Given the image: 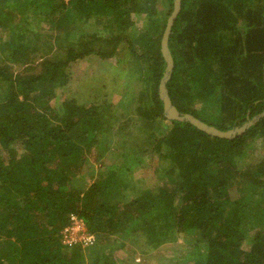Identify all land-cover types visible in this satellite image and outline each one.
<instances>
[{
	"label": "trees",
	"instance_id": "16d2710c",
	"mask_svg": "<svg viewBox=\"0 0 264 264\" xmlns=\"http://www.w3.org/2000/svg\"><path fill=\"white\" fill-rule=\"evenodd\" d=\"M173 11L174 0H0V264H117L113 251L125 242L153 252L183 233L194 241L169 264H264V154H252L264 138V0H181L167 38L172 104L222 131L253 119L231 138L163 114L161 41ZM34 21L56 32L41 41ZM45 46L38 74L11 70L9 62L31 69ZM57 48L65 54L47 56ZM91 54L132 70L117 104L102 91L118 76H106L86 85L100 96L72 97L58 111L50 98L68 81L63 68ZM110 150L116 159L157 154L161 183L137 188L105 163ZM71 214L92 239L64 252Z\"/></svg>",
	"mask_w": 264,
	"mask_h": 264
},
{
	"label": "rangeland",
	"instance_id": "374dc122",
	"mask_svg": "<svg viewBox=\"0 0 264 264\" xmlns=\"http://www.w3.org/2000/svg\"><path fill=\"white\" fill-rule=\"evenodd\" d=\"M34 23L38 29H42V31L44 32L41 35V38H42L41 41L47 37L45 32L50 33V34H54L56 32L55 30H53V28L49 27L48 22L34 21ZM97 24L99 25V23H95L91 27L94 30L97 27L96 34L98 35V38L99 37L107 38L110 29L109 30L105 29V27L103 26L98 29ZM142 25H143V19H141L138 22L137 27H141ZM83 28H84V24L82 23L81 19H78L76 21V24L72 25L71 27L73 36H75V34L76 36L77 34L80 36L84 35ZM91 31L93 30L91 29ZM76 36L74 37L76 39L75 41L78 40ZM60 37L62 38V34H60ZM97 44L95 46H97ZM47 49L48 47L45 46V48L42 51H39L37 52V54L32 55L33 61L30 62V65L33 67L31 69H27L26 66L21 63L9 62V64L11 65V70L15 74L17 73H20L22 75L38 74L44 68L42 64L44 56L42 54H45ZM56 50L58 52L54 51V49L51 51H48L47 56L52 57L55 55L59 57L65 54L61 48H57ZM66 59L67 57H65V60ZM116 59H117L116 57H112L111 59L102 60L99 57L95 56L94 54H91L84 58L82 57V58H77L75 60L69 61L66 64V66L63 68V71L64 72L66 71L65 73L68 76L67 77L68 81L65 83L64 86L61 85L55 88L54 90L55 96L50 98V101L52 103L54 102L53 105L58 109V111L61 110L60 106L62 102L72 97H77V100L79 103H84L92 95H95L98 93L100 96V90H101V87H100L97 89V91L92 92L88 90L86 85L88 84L91 85V82H93L95 79H98L100 81V80H103L107 76L105 80H108L111 78L114 79L115 76H118L117 83L112 82V84L115 83L114 85L108 84V88H105V90L102 91V94L106 95L105 97L106 101H110V102L112 101V103H114L113 105L117 104L119 100L118 98L121 97L120 89L123 86L124 88H126L125 85H127V77L133 72L132 70H130V74H129V70L127 68L125 69V71H121L120 69L115 71L114 67L118 65L116 64ZM101 99H103V96H101ZM132 107H135V105H132ZM113 108H114V112L122 111L117 106H114ZM136 115L134 116V118H137L139 114H136ZM249 121L250 123H252L253 119L248 120L246 123H244V125L247 124ZM136 125H137V122H135L133 119V122H131V126L129 129L135 130ZM263 139H264L263 137H260L253 144L254 151L252 152V154L254 155L253 157L255 160L261 159L264 154V140ZM125 140L126 138L124 139L122 143L126 142ZM113 144L114 143H112L111 145ZM108 152L110 155L106 156L107 160L105 163L108 166L110 165L111 167L116 165V167L118 168L120 166L118 175L121 174V172H125L124 174H127V175L130 174L134 184L138 185L137 188H140V187L145 188V187H151V186L154 187L156 184L161 183L160 182L161 178L158 177L157 179L153 171L156 169V166L158 165L160 169H158L157 172L162 171V168H164L166 164L165 162L158 160L157 154L152 155L153 157L148 156L147 154H144L145 156L141 159L129 160L127 159V157L125 159L122 157H119V159H116L115 155H111V153H113L114 151L110 150ZM95 156L96 154L92 156L93 157L92 159H94ZM92 159H91V163H93ZM121 159L123 160V162L121 161ZM124 161H127V163L124 164ZM251 162H254V160L253 161L251 160ZM105 170H107L105 167L100 168V171H105ZM93 174H95L94 176H96L98 174V171L95 170ZM127 177L128 176L124 178L128 179ZM139 179H141V182L138 183L137 180ZM83 181H84V177H83ZM137 190L138 189H134L129 193L124 192L123 193L125 195L124 199L129 200V198L135 197L137 195L136 194ZM131 193L132 195H129ZM39 214H41V212ZM70 223H71L69 224L70 226L68 225L60 231V234L62 236V237L60 236V242L63 246L62 251L68 252L70 250L69 248H71L72 245L78 242H80V246L84 250V244L85 246L87 245L88 243L87 240H88L89 235L88 233L84 232L86 231V226H85L83 219H79V218L77 219L76 214H72L70 218ZM67 229L69 230V232H66ZM69 240H71V242L72 240H75V241H73L70 244ZM193 241H194V238L192 239L191 236H184V233H183L181 236V239L178 240L177 243L166 244L160 247V249L153 250V252L150 251L146 253H141L138 249H136L134 247L135 245L133 244L134 242H125V245H123L122 247L120 246L118 249L113 251L112 257L115 261L118 260L117 264H129V263L169 264L171 263L173 259H175L176 261L180 260V262H182L183 261L182 255H183V252H185V249L182 248L183 247L182 243L183 242L187 243L188 244L187 246L189 248L192 245L191 243Z\"/></svg>",
	"mask_w": 264,
	"mask_h": 264
},
{
	"label": "water",
	"instance_id": "95a60500",
	"mask_svg": "<svg viewBox=\"0 0 264 264\" xmlns=\"http://www.w3.org/2000/svg\"><path fill=\"white\" fill-rule=\"evenodd\" d=\"M180 1L181 0H174V11H173L172 15L170 16V18L168 19L166 29L163 33L162 41H161L162 55H163V58L165 59V61L167 63V67L165 69V72L163 74L162 79L160 80V85H159L160 99L163 102V114L169 119H175V120H179V121H188L191 124L198 127L200 130H202L208 134L220 136V137H225V138H231L232 136H234V134L236 132H242L250 124V121L241 127H235V128H232V129H229L226 131H222V130H220V129L212 126V125H208V124L200 121L198 118H196L195 116H193L190 113L180 112L176 108V106L172 104V101L169 97L168 91L165 87V82L169 79V77H170L169 74L173 68V59H172L170 50L168 48L167 38L169 35L170 28L173 24V20L176 16L177 12L179 11Z\"/></svg>",
	"mask_w": 264,
	"mask_h": 264
},
{
	"label": "clouds",
	"instance_id": "9594fccd",
	"mask_svg": "<svg viewBox=\"0 0 264 264\" xmlns=\"http://www.w3.org/2000/svg\"><path fill=\"white\" fill-rule=\"evenodd\" d=\"M71 216H72V214L70 215V218H71ZM76 218H77V219H78V218H79V219H82L81 217H78L77 215H76ZM73 219H74V218H73ZM73 219H72V220H73ZM72 220H71V221H72ZM71 223H72V222H71ZM71 223H69V224H71ZM69 224H68V225H69ZM68 225H66V226H68ZM66 226H65V227H66ZM69 226H70V225H69ZM65 227H64V228H65ZM66 232H69V230L67 229ZM63 234H64V233H63ZM66 236H67V235H66ZM66 236H64V237H66ZM61 237H62V236H61ZM73 241H75V240H72V242H73ZM81 241H82V240H81ZM72 242H71V240H69V243H70V244H71Z\"/></svg>",
	"mask_w": 264,
	"mask_h": 264
},
{
	"label": "built area",
	"instance_id": "2783aa9c",
	"mask_svg": "<svg viewBox=\"0 0 264 264\" xmlns=\"http://www.w3.org/2000/svg\"><path fill=\"white\" fill-rule=\"evenodd\" d=\"M91 239H92V236H89L87 242H89Z\"/></svg>",
	"mask_w": 264,
	"mask_h": 264
}]
</instances>
